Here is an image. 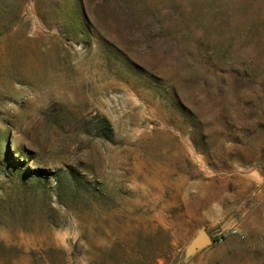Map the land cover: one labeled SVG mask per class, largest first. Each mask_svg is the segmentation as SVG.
<instances>
[{
	"label": "rangeland",
	"instance_id": "rangeland-1",
	"mask_svg": "<svg viewBox=\"0 0 264 264\" xmlns=\"http://www.w3.org/2000/svg\"><path fill=\"white\" fill-rule=\"evenodd\" d=\"M0 264H264V0H0Z\"/></svg>",
	"mask_w": 264,
	"mask_h": 264
},
{
	"label": "water",
	"instance_id": "water-1",
	"mask_svg": "<svg viewBox=\"0 0 264 264\" xmlns=\"http://www.w3.org/2000/svg\"><path fill=\"white\" fill-rule=\"evenodd\" d=\"M216 240L209 233V231L202 227L200 228L191 241L187 244L184 250V259H188L198 251L204 249L207 246L212 245Z\"/></svg>",
	"mask_w": 264,
	"mask_h": 264
},
{
	"label": "trees",
	"instance_id": "trees-1",
	"mask_svg": "<svg viewBox=\"0 0 264 264\" xmlns=\"http://www.w3.org/2000/svg\"><path fill=\"white\" fill-rule=\"evenodd\" d=\"M133 20L139 24H143L144 22H146V17L143 15H138V16H134ZM37 177L39 175V177H41V175L43 174V170H37ZM41 173V174H40Z\"/></svg>",
	"mask_w": 264,
	"mask_h": 264
}]
</instances>
